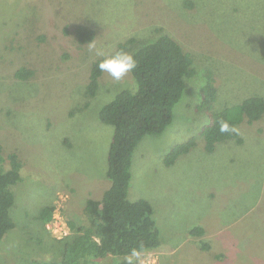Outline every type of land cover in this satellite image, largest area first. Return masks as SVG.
<instances>
[{"label": "rangeland", "instance_id": "1", "mask_svg": "<svg viewBox=\"0 0 264 264\" xmlns=\"http://www.w3.org/2000/svg\"><path fill=\"white\" fill-rule=\"evenodd\" d=\"M79 25L94 32L91 41L79 42ZM162 33L191 53L195 75L172 122L133 152L128 198L150 202L160 235L159 247L141 253L143 264H264V114L234 126L241 142L225 139L207 151L199 134L207 116L195 110L205 69L217 88L213 111L264 97V0H0V146L3 165L16 154L23 178L0 264L60 260L73 233L68 222L89 224L86 200L110 185L112 126L99 109L135 88L131 73L120 81L102 73L87 95L92 62L102 58L95 52L109 55L132 39L133 53ZM23 67L27 78L16 76ZM190 137L196 145L167 165L170 148ZM45 206L54 210L43 223ZM195 226L205 230L200 238L189 234ZM115 261L109 255L96 264Z\"/></svg>", "mask_w": 264, "mask_h": 264}, {"label": "trees", "instance_id": "2", "mask_svg": "<svg viewBox=\"0 0 264 264\" xmlns=\"http://www.w3.org/2000/svg\"><path fill=\"white\" fill-rule=\"evenodd\" d=\"M75 32L80 43L91 41L94 37V32L83 25L77 26ZM130 41L132 39L118 43L115 51H127ZM132 54L136 59V68L131 72L135 88H122L98 112L99 120L112 126L106 171L109 187L99 199L86 200L84 213L89 224L84 227L68 222L73 233L64 238L60 260L32 259L25 264H96L109 255L117 259L112 264H124V256L131 248L135 247L143 253L159 247L160 235L150 202L144 198L134 201L128 198L132 156L145 135H159L172 122L174 105L181 99L187 79L195 75V68L191 53L165 33L143 43ZM100 59L93 61L90 68L85 90L89 96L95 95L99 87L102 73L97 68V62ZM30 74L31 70L24 67L16 72L19 78H27ZM216 93L213 73L205 69V82L198 90L199 101L195 110L207 116V122L199 132L207 151H212L217 142L225 139L242 140L235 131L220 133V121H227L234 127L244 118L253 123L264 114V97L258 95L213 111L211 106ZM195 145V137L175 144L166 154V164H172ZM8 160L9 167H5L0 146V240L15 227L10 214L16 198L14 186L23 180L21 161L17 155L9 154ZM53 210L54 206L43 207L38 218L43 223L50 221ZM189 234L200 238L205 230L195 226ZM199 243L202 249H209V244L202 238Z\"/></svg>", "mask_w": 264, "mask_h": 264}, {"label": "clouds", "instance_id": "3", "mask_svg": "<svg viewBox=\"0 0 264 264\" xmlns=\"http://www.w3.org/2000/svg\"><path fill=\"white\" fill-rule=\"evenodd\" d=\"M92 47H95L92 45ZM96 56L102 57L98 60L97 68L101 73L106 74L114 81H120L136 68V59L134 55L126 50H117L106 55L102 50L97 49ZM235 131L227 121H220L219 132L229 133ZM124 264H143L141 259V250L131 248L124 256Z\"/></svg>", "mask_w": 264, "mask_h": 264}]
</instances>
